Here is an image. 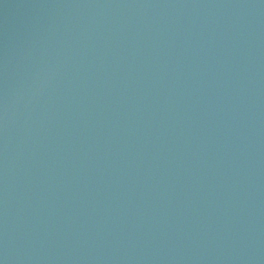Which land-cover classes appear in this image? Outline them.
<instances>
[{
    "label": "water",
    "instance_id": "95a60500",
    "mask_svg": "<svg viewBox=\"0 0 264 264\" xmlns=\"http://www.w3.org/2000/svg\"><path fill=\"white\" fill-rule=\"evenodd\" d=\"M0 264H264V0H0Z\"/></svg>",
    "mask_w": 264,
    "mask_h": 264
}]
</instances>
